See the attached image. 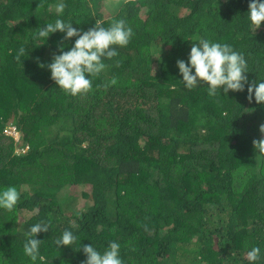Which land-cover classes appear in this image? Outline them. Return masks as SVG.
<instances>
[{
    "label": "trees",
    "instance_id": "obj_1",
    "mask_svg": "<svg viewBox=\"0 0 264 264\" xmlns=\"http://www.w3.org/2000/svg\"><path fill=\"white\" fill-rule=\"evenodd\" d=\"M249 3L0 0V192L20 194L0 208V264H82L83 245L103 253L113 241L122 264H249L252 247L264 264V155L252 143L264 103L246 98L247 84L189 90L176 64L206 39L231 45L248 82H264V21L251 30ZM56 19L81 32L122 19L133 31L86 94L65 93L39 66L60 54L64 33L36 37ZM42 221L32 261L25 234ZM65 230L76 240L57 247Z\"/></svg>",
    "mask_w": 264,
    "mask_h": 264
},
{
    "label": "clouds",
    "instance_id": "obj_2",
    "mask_svg": "<svg viewBox=\"0 0 264 264\" xmlns=\"http://www.w3.org/2000/svg\"><path fill=\"white\" fill-rule=\"evenodd\" d=\"M66 5L58 3L56 12L62 14ZM251 30L255 32L264 21V0H250L248 5ZM64 33L60 54H54L51 63L40 67H47L51 73V79L63 89L65 93L72 96L86 94L92 89V82L88 77L98 76L106 67L102 62L104 58L112 59L118 53L113 46H126L133 31L127 27L124 20H115L110 27L105 28L100 22H95L92 28L81 32L80 29L72 26L71 22L56 19L54 23H48L38 28L36 37L45 40L51 33ZM76 37L72 47L63 51V41ZM192 44L187 63L184 60H177L176 64L179 73L182 75V82L185 88L191 90L199 85H206L209 96L217 95V92L227 94L243 91L247 84L249 101L253 97L256 103H264V82H248L245 73L247 63L241 53L233 50L229 44L210 42L206 39L196 38ZM25 55V49H19L16 59L20 60ZM115 85L117 80L113 78L110 82ZM108 85H105L107 87ZM14 126V125H13ZM262 137L253 140V147L264 155V124L259 126ZM18 132V131H17ZM4 133V132H3ZM18 138V136H17ZM16 137L14 139H17ZM20 194L15 187H8L0 192V208L12 211L17 205ZM49 224L39 222L30 227L26 232V242L23 245L24 253L32 261H36L39 254L41 240L35 236L49 230ZM76 237L71 231L65 230L62 236L54 241L57 247L70 246ZM86 260L82 264H122L119 256L120 245L117 242H110L107 250L103 253L97 251L91 244L82 246ZM260 248L252 247L246 253L249 264H256L260 260Z\"/></svg>",
    "mask_w": 264,
    "mask_h": 264
},
{
    "label": "built area",
    "instance_id": "obj_3",
    "mask_svg": "<svg viewBox=\"0 0 264 264\" xmlns=\"http://www.w3.org/2000/svg\"><path fill=\"white\" fill-rule=\"evenodd\" d=\"M3 132L6 133V134H10L12 135L14 138L15 136L17 135L18 136V132L16 130V127L13 126V125H7L4 129H3ZM16 136V138H17Z\"/></svg>",
    "mask_w": 264,
    "mask_h": 264
},
{
    "label": "rangeland",
    "instance_id": "obj_4",
    "mask_svg": "<svg viewBox=\"0 0 264 264\" xmlns=\"http://www.w3.org/2000/svg\"><path fill=\"white\" fill-rule=\"evenodd\" d=\"M16 136H17V135H16ZM16 136H15V137H16ZM74 192H75V191L72 190V193H74Z\"/></svg>",
    "mask_w": 264,
    "mask_h": 264
}]
</instances>
